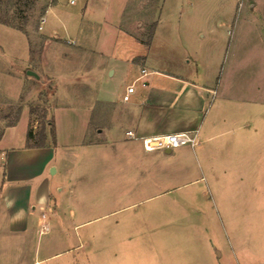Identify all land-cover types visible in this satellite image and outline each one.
Returning <instances> with one entry per match:
<instances>
[{"label": "rangeland", "instance_id": "374dc122", "mask_svg": "<svg viewBox=\"0 0 264 264\" xmlns=\"http://www.w3.org/2000/svg\"><path fill=\"white\" fill-rule=\"evenodd\" d=\"M252 2L0 1V133L5 135L0 149L33 144L35 140L27 141L30 131L37 138L44 132L58 152L64 147L79 150L73 185L83 200L65 198L64 206H77L75 224H83L65 235L48 234L50 212L37 209L34 224L40 238L33 236L24 251L1 250L4 264L58 254L52 248L34 256L30 243L55 245L62 240L71 251L53 257L50 264L76 259L83 264H264V0ZM118 16L119 28L111 31L109 25ZM104 19L108 23L101 25ZM100 52L122 58L148 55L153 61L166 57L176 64L189 61L191 70H214L224 86H242L243 99L252 93V105L237 106L242 116L236 123L241 138L236 161L230 167L217 163L211 174L206 170L209 186L201 180L180 191L193 202L168 207L158 200L128 207L135 198L128 202L123 195L136 175L110 170L106 153L81 150L95 138V112L106 110L94 103L103 88L97 77ZM123 84L118 73L104 88L113 93ZM58 158L57 153L52 163L57 168ZM91 160L98 167L87 166ZM48 175L53 200H59L54 188H64L65 196L66 182L59 173L48 170ZM2 176L1 168L0 184ZM64 218L68 222V213Z\"/></svg>", "mask_w": 264, "mask_h": 264}, {"label": "crops", "instance_id": "0c3cea01", "mask_svg": "<svg viewBox=\"0 0 264 264\" xmlns=\"http://www.w3.org/2000/svg\"><path fill=\"white\" fill-rule=\"evenodd\" d=\"M250 3H253L252 0ZM119 20L120 16L109 25L111 31L119 28ZM107 23L104 19L101 25ZM100 55H103V60L98 65L97 77L103 88L97 91L94 103L106 110L95 112L97 121L91 126L95 138L81 150L85 153H106L110 170L121 169L130 177L136 175L135 181L126 184L129 191L123 195L128 202L135 198L128 207L158 200H163L168 207L180 202H193V197L180 195V191L201 180L208 185V176L211 175L206 170L211 174V171L215 172L217 163L230 167V163L236 161L241 148L236 123L242 116L237 106L243 103L252 105V93L243 99L242 86H224L225 80L216 79L214 70L206 66L204 72L191 70L189 61L176 64L166 57L153 61L148 55L123 58ZM118 73L125 84L112 93L104 85ZM128 87L133 88V93L128 102H123ZM127 132H131L136 139H128ZM181 133H194L197 145L172 151L143 150L141 140L144 138ZM101 136H106V140L101 141ZM252 138L250 135V142ZM45 143L42 148H28L25 144L19 148L0 149V169L3 170L0 184V251H24L33 236L40 238L41 231L34 224L37 209L50 212L49 224L46 225L48 234L65 235L67 229L74 231L83 225L75 224L72 218L76 216L77 206H64L67 197L77 203L83 201L75 195L76 186L73 185L78 180L80 151L64 147L58 152L59 148H53L48 139ZM57 153L58 168L52 164ZM97 164L96 160H91L87 166L98 167ZM48 170L54 176L61 174L66 182L65 196L62 195L64 188H54L61 195L59 200H53ZM212 176L213 180H217L215 173ZM122 197L112 198L119 201ZM211 200V204L215 202ZM67 213L70 217L68 222L64 218ZM41 219L46 220L47 217L42 214ZM37 244L30 243L34 256L48 253L52 248L60 250V253H48L45 259L33 258L22 263L8 260L9 264H50L55 260H52L53 257L71 251L65 240L55 245L39 241ZM57 263L83 264L77 259ZM0 264L4 262L0 260Z\"/></svg>", "mask_w": 264, "mask_h": 264}, {"label": "built area", "instance_id": "2783aa9c", "mask_svg": "<svg viewBox=\"0 0 264 264\" xmlns=\"http://www.w3.org/2000/svg\"><path fill=\"white\" fill-rule=\"evenodd\" d=\"M74 3L75 0H69L70 5H73ZM44 24H45V18L42 17L40 18L39 27H38L40 31L43 29L42 26ZM132 93H133V88L128 87L125 95L122 98L123 102H128L129 97ZM126 136L128 139H136V137L131 132H127ZM141 143L143 150L146 152L172 151L181 147H194L197 145V140H196V135L194 133H181V134H167L156 137L144 138L141 140Z\"/></svg>", "mask_w": 264, "mask_h": 264}, {"label": "trees", "instance_id": "16d2710c", "mask_svg": "<svg viewBox=\"0 0 264 264\" xmlns=\"http://www.w3.org/2000/svg\"><path fill=\"white\" fill-rule=\"evenodd\" d=\"M1 1V0H0ZM0 23H4L3 22V20H1V18H0ZM1 137H2V133H0V139H1ZM38 137L39 138H37V137H34L33 135H32V133L30 132V131H28V133H27V141L29 142V141H34V143L33 144H27L26 146L28 147V148H30V147H36V148H42V147H44L45 146V142H46V134L43 132L42 134H39L38 135Z\"/></svg>", "mask_w": 264, "mask_h": 264}, {"label": "water", "instance_id": "95a60500", "mask_svg": "<svg viewBox=\"0 0 264 264\" xmlns=\"http://www.w3.org/2000/svg\"><path fill=\"white\" fill-rule=\"evenodd\" d=\"M26 75L28 77H32L34 79H38V76L34 73V72H31V71H26Z\"/></svg>", "mask_w": 264, "mask_h": 264}]
</instances>
